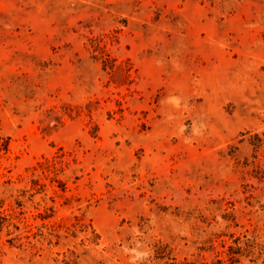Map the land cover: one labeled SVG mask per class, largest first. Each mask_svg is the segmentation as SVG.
I'll return each instance as SVG.
<instances>
[{
  "label": "rangeland",
  "instance_id": "1",
  "mask_svg": "<svg viewBox=\"0 0 264 264\" xmlns=\"http://www.w3.org/2000/svg\"><path fill=\"white\" fill-rule=\"evenodd\" d=\"M0 264H264V0H0Z\"/></svg>",
  "mask_w": 264,
  "mask_h": 264
}]
</instances>
